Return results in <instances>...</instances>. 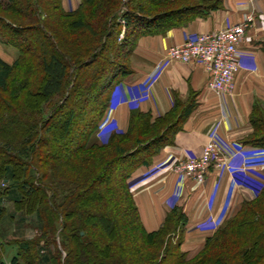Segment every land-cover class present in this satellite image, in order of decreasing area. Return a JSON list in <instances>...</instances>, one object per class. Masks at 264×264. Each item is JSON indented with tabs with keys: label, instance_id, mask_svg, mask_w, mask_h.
I'll list each match as a JSON object with an SVG mask.
<instances>
[{
	"label": "trees",
	"instance_id": "1",
	"mask_svg": "<svg viewBox=\"0 0 264 264\" xmlns=\"http://www.w3.org/2000/svg\"><path fill=\"white\" fill-rule=\"evenodd\" d=\"M218 2L80 0L68 10L64 0H0V41L18 50L12 64L0 59V224L11 203L18 227L30 218L35 232L13 241L6 263L0 229V264H264V188L193 258L181 251L184 215L145 228L131 181L183 117L133 113L124 132L97 137L138 40ZM261 116L251 143L264 148Z\"/></svg>",
	"mask_w": 264,
	"mask_h": 264
},
{
	"label": "crops",
	"instance_id": "2",
	"mask_svg": "<svg viewBox=\"0 0 264 264\" xmlns=\"http://www.w3.org/2000/svg\"><path fill=\"white\" fill-rule=\"evenodd\" d=\"M213 1H219L220 7L207 16L138 40L130 58L133 73L112 90L104 120L110 123L99 136L105 143L113 133L124 132L133 113L148 114L153 122L168 114L184 118L173 143L138 169L131 181V192L148 231L158 230L174 211L184 215L179 227L181 251L189 258L204 249L207 240L228 218L256 198L251 188L236 182L232 170L242 169L244 163L236 147H256L251 142L258 131L251 120L264 114V0ZM249 16L254 22L239 46L241 66L232 93L217 95L209 90L211 76L203 66L169 58V50L185 44L189 36L218 32L228 25L243 23ZM0 52L5 53V58L8 55L1 46ZM215 137L227 144L232 154L225 169H211L203 182L180 176L169 168L156 170L164 163L201 156ZM261 172L264 175V167ZM9 231L1 229V238ZM19 231L17 238L3 240L5 245L19 250L13 241L26 239L25 230Z\"/></svg>",
	"mask_w": 264,
	"mask_h": 264
},
{
	"label": "built area",
	"instance_id": "3",
	"mask_svg": "<svg viewBox=\"0 0 264 264\" xmlns=\"http://www.w3.org/2000/svg\"><path fill=\"white\" fill-rule=\"evenodd\" d=\"M253 22L254 18L249 16L243 23L228 25L221 31L189 36L185 44L171 48L168 56L185 64L203 66L211 76L208 88L215 94L232 93L234 80L241 66L239 46ZM109 123H103L102 130ZM235 149L244 160L242 169L232 170L235 180L238 184L251 188L257 196L264 188V175L261 172L264 167V148ZM231 154V148L215 137L206 145L201 156L172 164L164 163L158 165L156 170L169 168L180 176L203 182L211 169H225Z\"/></svg>",
	"mask_w": 264,
	"mask_h": 264
},
{
	"label": "rangeland",
	"instance_id": "4",
	"mask_svg": "<svg viewBox=\"0 0 264 264\" xmlns=\"http://www.w3.org/2000/svg\"><path fill=\"white\" fill-rule=\"evenodd\" d=\"M64 2H65V5H66L68 10H72L73 8H75V7H77L79 5V4H76L74 0H64ZM1 43L2 42L0 41V44ZM3 44L4 43H2L0 45L1 46V50H8V55L5 58V53L4 52H0V57L10 63V62L13 61V59H16L18 57V50L15 49L14 47L8 46L6 44L3 45ZM5 47L7 49H2V48H5ZM98 139L100 140L99 137H98ZM6 208H7V211H6L7 212V214H6L7 219H6V217L3 219V221L0 224V228L1 229L4 228L5 230H11V231H9L7 233V235L5 236V238L4 239L2 238L1 240H13V238H17V235H19V232H20L19 230H22V229L25 230L27 238L31 237V236H33L35 234L34 228L32 227V224H34V221L32 219L26 218V222L23 223L24 225L23 226L20 225L18 227L19 217L21 216V214L17 213V211L15 210L14 206L11 203H6ZM14 215H16L14 218L13 217L10 218V216H14ZM11 227L14 228V229L16 228L15 232L12 231ZM17 252H18V250H17L16 246L5 245L4 254H3L4 261L6 263H9L11 261V259L15 255H17Z\"/></svg>",
	"mask_w": 264,
	"mask_h": 264
}]
</instances>
